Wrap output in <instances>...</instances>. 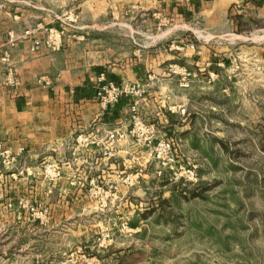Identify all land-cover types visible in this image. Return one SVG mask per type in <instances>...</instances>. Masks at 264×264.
Listing matches in <instances>:
<instances>
[{
    "label": "rangeland",
    "instance_id": "rangeland-1",
    "mask_svg": "<svg viewBox=\"0 0 264 264\" xmlns=\"http://www.w3.org/2000/svg\"><path fill=\"white\" fill-rule=\"evenodd\" d=\"M17 9L52 20L31 50L65 74L38 84L124 112L105 162L75 140L19 165L0 135V264H264V0H0V22Z\"/></svg>",
    "mask_w": 264,
    "mask_h": 264
},
{
    "label": "crops",
    "instance_id": "crops-1",
    "mask_svg": "<svg viewBox=\"0 0 264 264\" xmlns=\"http://www.w3.org/2000/svg\"><path fill=\"white\" fill-rule=\"evenodd\" d=\"M26 13L29 11L17 9L14 17L3 16L7 23L0 22L5 24L0 31V55L9 54L7 63L0 62V135L7 134L14 139L7 141L17 149L19 165L22 161L30 165L43 153L49 154L51 159L57 157L59 152H70L73 149L70 153L76 155L79 145L75 147V140L84 147L81 152L85 153L86 159L96 163L109 160L110 156H105L106 149L111 147L113 151L119 152L121 147L122 106L118 104L105 108L96 100L86 98L82 101L83 105L74 104L77 98L73 93L77 91L72 89L62 91L59 104L57 96L47 87L38 84L37 78L43 73L51 80H57L65 71L58 73L55 68L57 51L47 48L39 52L31 50L32 39L40 37L46 33V28L52 26L47 24L52 21L51 18L34 11ZM27 31L32 34L26 35ZM9 33L15 36L13 42L7 40ZM7 67L12 69L9 75H15L20 80L19 88L2 87L1 80L7 75ZM68 70L71 78V70ZM83 91L89 94V90ZM69 95L72 98L71 104L65 102L70 101ZM114 133L118 134L112 139L110 135Z\"/></svg>",
    "mask_w": 264,
    "mask_h": 264
},
{
    "label": "built area",
    "instance_id": "built-area-1",
    "mask_svg": "<svg viewBox=\"0 0 264 264\" xmlns=\"http://www.w3.org/2000/svg\"><path fill=\"white\" fill-rule=\"evenodd\" d=\"M22 149H20V151H21ZM5 154H7V156H5L6 157V159L3 161L4 163L5 162H9V163H11V162H13L14 160H15V156L13 155V156H11V152L8 150V149H1L0 148V155H2V156H4ZM9 156H11V159H9Z\"/></svg>",
    "mask_w": 264,
    "mask_h": 264
}]
</instances>
